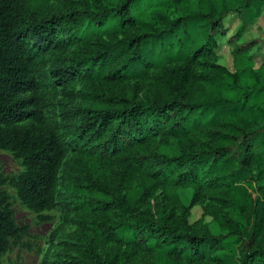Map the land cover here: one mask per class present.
I'll return each instance as SVG.
<instances>
[{"label": "trees", "instance_id": "obj_1", "mask_svg": "<svg viewBox=\"0 0 264 264\" xmlns=\"http://www.w3.org/2000/svg\"><path fill=\"white\" fill-rule=\"evenodd\" d=\"M55 1L0 0V150L24 165L0 176V264L29 230L3 185L37 213L55 209L75 177L71 149L91 150L74 184L81 205L125 218L90 223L118 249L104 258L88 246L89 264H264V60L256 68L250 52L260 39L229 37L234 70L215 51L225 18L247 27L264 0H66L50 13ZM173 64L132 107L98 89L78 102L81 78L126 82ZM159 189L202 217L190 224L155 207Z\"/></svg>", "mask_w": 264, "mask_h": 264}, {"label": "rangeland", "instance_id": "obj_2", "mask_svg": "<svg viewBox=\"0 0 264 264\" xmlns=\"http://www.w3.org/2000/svg\"><path fill=\"white\" fill-rule=\"evenodd\" d=\"M66 0H56L49 11L53 13L64 6ZM228 27L227 36H218V47L215 49L216 54L220 56L217 61L234 70L233 57L230 52L228 39L234 33L240 31L242 37L239 42L248 41L258 38L259 43L251 49L255 66L258 68L264 60V11L261 16L252 21L247 27H243L237 14H231L224 20ZM98 41L94 39L89 49L97 48ZM74 48H71L67 54L70 56ZM214 57L208 58L209 63ZM183 66V64H178ZM176 64L170 65L165 70L154 69L149 77L135 79L126 82H115L111 79H104L95 85L84 78H81L75 85L79 92L78 102L82 94L88 93L93 89L100 90L107 97L118 96L123 99H130V95L135 94V101L128 102L125 100L124 105L132 107L137 101L145 99L150 94L157 83L164 81L166 75L173 72ZM205 66L204 61L197 63L195 70L200 73ZM95 86V87H94ZM61 89L58 90L60 94ZM61 96V95H60ZM165 138V137H164ZM161 139V137H159ZM107 140V139H106ZM157 143L152 145L155 149ZM91 152V150H88ZM82 150L71 149L66 158L65 167L75 175L72 182H68L67 187H62L59 195V203L55 209L37 213L29 209L19 198L17 191L9 183L3 185V189L10 195V201L14 209L15 218L19 225H28V234L13 244L10 251L2 258V264H44V258L48 254V264H89L87 247L92 246L102 257H107L111 252L118 249L114 242H107L101 231L95 230L90 223H106L123 221L125 218H119L115 214L114 208L99 207L91 204L82 206L81 200L77 197L74 184L79 179L86 177L85 168L89 166L88 158L91 154ZM93 154V153H92ZM158 168V162H154L152 171ZM24 170L22 159L15 158L11 152L0 150V176L11 178L19 175ZM118 169L113 166L112 182L118 184ZM155 207H165L168 213L174 212L175 215L184 222L193 224L202 217L203 207L194 206L188 213L183 204H168L162 189H159L148 201ZM206 203V200L204 201ZM112 206V204H111ZM144 207V209H146ZM210 218H207L209 220Z\"/></svg>", "mask_w": 264, "mask_h": 264}]
</instances>
